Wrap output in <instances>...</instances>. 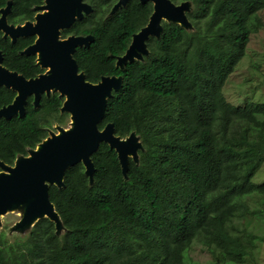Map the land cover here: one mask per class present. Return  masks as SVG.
<instances>
[{"label":"trees","instance_id":"trees-1","mask_svg":"<svg viewBox=\"0 0 264 264\" xmlns=\"http://www.w3.org/2000/svg\"><path fill=\"white\" fill-rule=\"evenodd\" d=\"M91 12L61 30V37L90 35L73 52L92 83L121 79L107 98L102 129L134 133L137 160L122 170L116 150L100 142L92 154L93 178L82 162L68 167L48 196L63 231L48 217L23 234L0 231V264H259L264 242V102L229 101L223 88L253 33L264 28V0H188L190 27L162 20L148 53L117 64L132 35L152 13L151 2L86 0ZM179 3L184 0H171ZM44 0H0L7 22L33 21ZM1 15V13H0ZM35 35L14 41L0 30L2 64L25 78L45 72L24 50ZM16 91L0 85V108ZM253 99V98H252ZM59 92L28 95L25 111L0 117V161L13 164L35 148L54 124L64 125ZM193 245L205 262L190 254Z\"/></svg>","mask_w":264,"mask_h":264},{"label":"water","instance_id":"water-1","mask_svg":"<svg viewBox=\"0 0 264 264\" xmlns=\"http://www.w3.org/2000/svg\"><path fill=\"white\" fill-rule=\"evenodd\" d=\"M127 1L118 0L114 8L118 9ZM149 1L153 2V11L146 25L132 35L125 54L119 56L120 59L117 58V61L119 59V62H122L121 65L126 61L142 58H133V55L138 51L144 52V43L150 36H160L162 20L174 21L186 27L183 20L185 12L187 13L190 8H187L185 2L175 4L171 0ZM45 2L48 12L37 14L33 21L22 24L8 23L6 19L8 7L0 9V30L4 35L9 36L12 41L19 36L35 35V41L24 52L36 55L38 53L40 61L49 67L48 72L40 73L33 78H25L3 66L0 53V85L16 91L14 100L0 108V117L7 119L16 114H23L28 95H33L37 103L42 93L49 95L53 90L52 92L57 91L61 96L66 97L61 110H67L66 112H69L73 119V127L67 134L50 140L45 148L39 150L36 158L10 170L11 175L0 183V212L21 196H26L35 198L30 204L32 213L38 210L39 213H47L42 217H48L50 209L54 206L48 196L49 184L62 185L68 167L82 162L90 179L93 178L94 164L91 156L98 149L100 142H106L116 150L124 173L129 154L135 153L139 147L137 143H126L124 137L115 135L110 123L102 129L98 127L107 98L111 96L113 90L121 86V79L115 76H103L99 82L92 83L87 81L84 73L78 70L73 52L77 46L87 45L91 36L60 37L61 30L69 27L84 13L91 12V5L83 0H45ZM147 53L148 48L144 55ZM40 61L38 60V63L45 68ZM141 146L140 143L138 149ZM48 218L57 225L55 220Z\"/></svg>","mask_w":264,"mask_h":264},{"label":"rangeland","instance_id":"rangeland-1","mask_svg":"<svg viewBox=\"0 0 264 264\" xmlns=\"http://www.w3.org/2000/svg\"><path fill=\"white\" fill-rule=\"evenodd\" d=\"M187 8H191V2L184 0ZM179 2L178 4L182 3ZM49 9L46 6V2L39 6L37 14L46 13ZM264 21V9L259 13ZM36 15L34 17H36ZM186 27L190 26L187 13L185 12V19L183 20ZM145 50L147 49L146 43H144ZM144 50V52H145ZM144 52L138 51L137 54L133 55V58H140L144 55ZM125 54V53H124ZM123 54V55H124ZM37 58L40 61L39 54L37 53ZM120 59V57H119ZM118 64H122L119 62ZM40 63L45 67V72L49 71V67L43 62ZM51 90L50 92H52ZM223 92L226 98L233 103L240 105L244 99L249 98L251 100L264 102V28H261L258 32L253 33L250 36L248 42L245 56L240 60L235 68V71L230 75ZM61 95V94H60ZM64 97V96H63ZM66 97H64L65 100ZM253 98V99H252ZM63 100V104H64ZM62 104V108L63 105ZM67 111V110H66ZM73 127V119L68 112V119L64 125L54 124V128L49 131L48 136L43 139L35 148L30 149L28 154L25 156H19L15 159L13 164H6L0 161V183L11 175L12 169L17 166L24 165L28 160L36 158L39 150L45 148L50 140H55L71 130ZM125 138L126 143H137L140 147V141L136 135H128ZM135 153L129 154L132 159L138 158V148ZM128 156V157H129ZM255 182H261L264 180V164L257 172L253 178ZM61 182V180H59ZM34 197L21 196L17 201L8 205L5 210L0 212V231L5 230L10 237L15 235H20L28 231V229L33 225V223L42 216L47 215V213H32L30 204L34 201ZM53 206L50 209L48 217L52 218L57 222L58 233L63 231V227L60 223V217ZM55 218V219H54ZM59 219V220H58ZM190 254L194 259L205 262L207 260V254L203 248L199 245H193L190 250ZM259 264H264V242L261 244L258 251Z\"/></svg>","mask_w":264,"mask_h":264},{"label":"flooded vegetation","instance_id":"flooded-vegetation-1","mask_svg":"<svg viewBox=\"0 0 264 264\" xmlns=\"http://www.w3.org/2000/svg\"><path fill=\"white\" fill-rule=\"evenodd\" d=\"M83 1H84L85 3L91 5L88 1H86V0H83ZM128 1H129V0H128ZM128 1H127V2H128ZM148 1H149V0H147V1H145V2H148ZM117 2H118V0L112 5V7H111V12H112L113 9H115L114 6L116 5ZM127 2H126V3H127ZM149 2L152 3V8H153V2H152V1H149ZM174 3H175V2H174ZM175 4H178V3H175ZM122 6H123V5H122ZM122 6H120V7H122ZM91 7H92V6H91ZM120 7H119V8H120ZM38 9H39V8H38ZM115 10H117V8H116ZM152 11H153V10H152ZM37 12H38V11H37ZM37 12H36V13H37ZM85 14H86V13H84L83 16H84ZM35 15H36V14H35ZM83 16H82V17H83ZM82 17H81V18H82ZM77 19H78V18H77ZM71 35H73V34H71ZM68 36H70V35H68ZM85 36H86V35H85ZM60 37H61V34H60ZM61 38H65V37H61Z\"/></svg>","mask_w":264,"mask_h":264},{"label":"bare ground","instance_id":"bare-ground-1","mask_svg":"<svg viewBox=\"0 0 264 264\" xmlns=\"http://www.w3.org/2000/svg\"><path fill=\"white\" fill-rule=\"evenodd\" d=\"M40 57V56H39Z\"/></svg>","mask_w":264,"mask_h":264}]
</instances>
